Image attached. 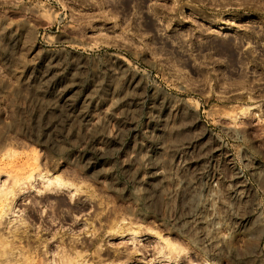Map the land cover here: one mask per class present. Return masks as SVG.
Returning a JSON list of instances; mask_svg holds the SVG:
<instances>
[{
  "label": "rangeland",
  "instance_id": "1",
  "mask_svg": "<svg viewBox=\"0 0 264 264\" xmlns=\"http://www.w3.org/2000/svg\"><path fill=\"white\" fill-rule=\"evenodd\" d=\"M0 264H264V0H0Z\"/></svg>",
  "mask_w": 264,
  "mask_h": 264
}]
</instances>
